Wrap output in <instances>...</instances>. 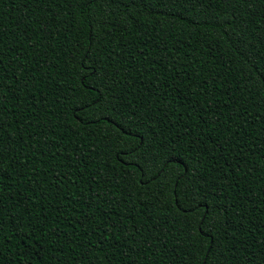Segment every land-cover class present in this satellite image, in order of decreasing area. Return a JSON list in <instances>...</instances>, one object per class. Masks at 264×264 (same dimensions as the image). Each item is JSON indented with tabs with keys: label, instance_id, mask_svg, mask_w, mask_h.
I'll return each instance as SVG.
<instances>
[{
	"label": "trees",
	"instance_id": "1",
	"mask_svg": "<svg viewBox=\"0 0 264 264\" xmlns=\"http://www.w3.org/2000/svg\"><path fill=\"white\" fill-rule=\"evenodd\" d=\"M0 264H264V0H0Z\"/></svg>",
	"mask_w": 264,
	"mask_h": 264
},
{
	"label": "snow or ice",
	"instance_id": "2",
	"mask_svg": "<svg viewBox=\"0 0 264 264\" xmlns=\"http://www.w3.org/2000/svg\"><path fill=\"white\" fill-rule=\"evenodd\" d=\"M94 103H98V100L94 101ZM139 150H140V145H137V147L133 151L138 153ZM155 159H156L155 157L149 159L148 155L144 154V155L139 156L137 158V161L131 166H135L136 164H140L141 165L140 170L143 171L145 173V175H147L148 172H150L152 170V163H153V160H155ZM174 162L175 161L173 160V158L170 157L166 163L170 164V163H174Z\"/></svg>",
	"mask_w": 264,
	"mask_h": 264
}]
</instances>
